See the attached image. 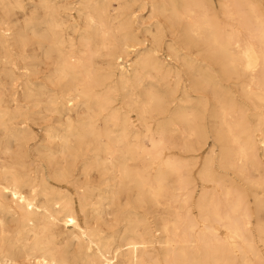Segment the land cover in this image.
<instances>
[{"label": "bare ground", "instance_id": "1", "mask_svg": "<svg viewBox=\"0 0 264 264\" xmlns=\"http://www.w3.org/2000/svg\"><path fill=\"white\" fill-rule=\"evenodd\" d=\"M218 1L149 0L140 5L156 21L141 35L136 0H80L83 23L70 26L61 17L64 0H41L46 28L33 34L55 58L62 101L84 109L68 118L64 134L49 138L63 140L60 153L74 160L90 154L85 169L111 173L105 195L77 185L78 199L82 209L94 196L111 208L126 194V225L116 239L81 223L74 196L14 150L30 140L28 127H17L21 107L11 112L0 95V264L20 256L35 264H264V5ZM164 49L183 70L161 57ZM133 51L130 68L122 67L118 61ZM239 97L252 104L254 123ZM210 137L214 143L204 150ZM215 162L256 189L255 208L249 193L219 176ZM71 171L59 169L56 178L65 181ZM143 206L159 212L156 230L137 211Z\"/></svg>", "mask_w": 264, "mask_h": 264}, {"label": "rangeland", "instance_id": "2", "mask_svg": "<svg viewBox=\"0 0 264 264\" xmlns=\"http://www.w3.org/2000/svg\"><path fill=\"white\" fill-rule=\"evenodd\" d=\"M76 1L64 0V6L61 10V17L67 20V25L69 26L74 24L82 25L84 20V11L82 12L81 5L78 4L80 0ZM212 1H214L215 4L219 5L218 0ZM147 2H149V0H136L133 6V10L138 11L135 12L134 17L136 19L135 25L141 35V31L144 26L148 25V23L150 22L156 21V18L149 19L150 16L153 15L150 12V8L141 7ZM261 2L264 5V0H261ZM10 4L12 5V7ZM40 5L41 0H12L11 3L9 0H4L0 2V95L1 97H3L5 105L11 112L16 111L18 107H21V112H18V118L14 119L13 122H19L20 125H18L17 127L27 126L30 138V140H28L26 144L15 143L13 147L16 151H24L25 162L33 163V167L35 168V170L37 167L42 166L43 170L49 177L48 179L55 186V189L68 191L72 196H74V198L76 199V213L82 224L87 223L90 227L101 229L105 236L115 237L116 239H118V234L124 229V226L126 225V223L122 221L123 216L121 214V205H125L127 195H120L119 204L113 205L111 208L108 206L102 207V205L98 203L100 202V198L98 196H94L93 199L88 201L86 207L82 209L78 199L79 190L77 188V185L89 184L96 188L95 194L97 192H101V194H104V191L107 190V186L112 184V181H110L111 173H105L101 170V168L97 169L92 167L90 169H85L84 164L85 162H88V160H90L88 159L90 154H82L74 160L67 153H60V151H62L64 143L63 140H60L59 138H49V135L54 134L55 132L64 134L68 118H77L78 113H82L84 109H81L82 107L78 106L77 102H75V105L73 106L71 105V103L62 101V99L60 98L62 93L61 89L64 88V83L58 82L54 74L53 70L55 68V58H48L47 56H45L48 47L47 43L33 34L34 29H36V31L40 33L46 28V23H44V21L46 20L45 10ZM138 5H140L139 8ZM79 17H81L82 19ZM159 19L162 21L163 28H166V41L171 42L172 36L170 35L171 32L169 30L168 22H166V20L162 17H160ZM66 33L67 35L72 34L70 31H67ZM21 36L28 37L27 41L23 45L16 42V40ZM45 44L46 47H44ZM135 53L136 52L133 51L131 56L128 58L122 57L120 59L121 61L119 60L118 63L122 67L129 69V64L132 61V59L130 58L135 55ZM43 55L44 57H42ZM161 57L165 58V61L170 65L179 67L181 70L184 69L180 62L172 60L168 57V52L166 49L161 52ZM186 75V73H182V84L190 87V83L188 80L189 78ZM229 84L235 92L238 91V87L235 85L234 80L230 81ZM29 88H31L32 91L28 90ZM49 95L55 96V103H49ZM178 96H180V94H178L177 97ZM119 97L121 98V96ZM15 99L17 100V102H14ZM239 100L241 105H243L247 109V113L249 114L248 116L254 123L255 118L253 116L254 111L252 108V104L241 97H239ZM0 129V133H3L4 131H2V127H0ZM210 138L211 139H209V143L204 148V150H208L209 145H212L214 143L213 137ZM47 149L49 150V152L47 151ZM49 153L52 154L51 158L48 157ZM172 153H179V155L182 156L191 155L181 153L177 149L173 150ZM205 155L206 153H204V156ZM204 156L201 158V160L204 159ZM197 167L198 169L200 168L199 165ZM197 167L195 168V171H198ZM214 167L219 176L225 179L227 183H234L239 188L244 190L247 194L249 193V203L254 207L255 203L253 193L256 191V189L250 186L248 182L246 183V181L242 177L238 176L234 171L221 168L218 162L214 163ZM63 168H72L71 176H69L65 181H60L56 178L55 172ZM252 175L253 177H256L259 176V173L253 172ZM197 184V194H199V191L202 190L203 186L199 180L197 181ZM119 207L120 210H116ZM137 211H139V213L146 217L148 223L154 230L159 227V212L156 211L153 207L143 206L140 207ZM255 223H257L256 218ZM70 230L71 228H69V230L64 229L62 234L60 235L59 241L62 243V245L65 244L67 233ZM74 245H76V243ZM35 263L36 262L32 258L20 256L17 257V259L11 264Z\"/></svg>", "mask_w": 264, "mask_h": 264}]
</instances>
